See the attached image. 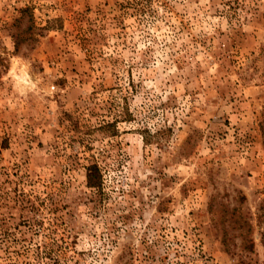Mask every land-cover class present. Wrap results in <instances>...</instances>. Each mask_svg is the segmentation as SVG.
<instances>
[{"label": "rangeland", "instance_id": "rangeland-1", "mask_svg": "<svg viewBox=\"0 0 264 264\" xmlns=\"http://www.w3.org/2000/svg\"><path fill=\"white\" fill-rule=\"evenodd\" d=\"M0 58V264H264V0H0Z\"/></svg>", "mask_w": 264, "mask_h": 264}, {"label": "trees", "instance_id": "trees-1", "mask_svg": "<svg viewBox=\"0 0 264 264\" xmlns=\"http://www.w3.org/2000/svg\"><path fill=\"white\" fill-rule=\"evenodd\" d=\"M0 63H1V58H0ZM98 175H99V170L97 166H90L87 174L88 184L90 187H99V182L97 177Z\"/></svg>", "mask_w": 264, "mask_h": 264}]
</instances>
